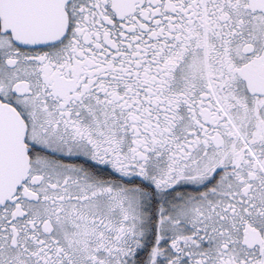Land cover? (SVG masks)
I'll use <instances>...</instances> for the list:
<instances>
[{
	"label": "snow or ice",
	"instance_id": "6c2138e0",
	"mask_svg": "<svg viewBox=\"0 0 264 264\" xmlns=\"http://www.w3.org/2000/svg\"><path fill=\"white\" fill-rule=\"evenodd\" d=\"M0 264H264V0H0Z\"/></svg>",
	"mask_w": 264,
	"mask_h": 264
}]
</instances>
